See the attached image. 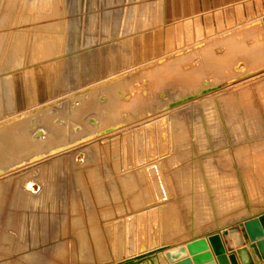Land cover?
<instances>
[{
	"label": "rangeland",
	"instance_id": "374dc122",
	"mask_svg": "<svg viewBox=\"0 0 264 264\" xmlns=\"http://www.w3.org/2000/svg\"><path fill=\"white\" fill-rule=\"evenodd\" d=\"M7 1L0 0V104L6 105L0 106V118L121 73L131 76L132 101L148 103L153 110L141 109L127 126L134 127L161 113L157 106L162 91L181 96L202 87L206 77L211 83H222L212 95L173 112L178 158L176 163L168 161L172 184L168 202L172 207H168L176 213L162 228L153 224L151 235L141 234V241L153 235L179 237L180 241L227 223L233 225L264 209L262 14L205 32L198 31L195 16L181 19V5L192 0H48L49 4L43 0L45 5L41 0H12L13 6L10 0L7 6ZM187 11L193 15L190 7ZM148 29L153 30L151 38ZM46 34L55 36L51 47L38 57H64L60 59L65 70L59 65L54 69L55 82L42 94L27 93L22 78L16 80L17 92L10 93L7 77L34 63L33 49ZM132 35L131 45L126 47L124 41ZM19 54L21 61L17 60ZM238 61L257 72L242 80L234 69ZM24 76L28 74L24 72ZM235 76L237 83L228 84ZM150 126L151 150L166 146L157 135V129L161 133L164 126ZM19 214L16 212V225ZM2 220L5 222V216ZM4 225H0L1 231Z\"/></svg>",
	"mask_w": 264,
	"mask_h": 264
},
{
	"label": "bare ground",
	"instance_id": "6f19581e",
	"mask_svg": "<svg viewBox=\"0 0 264 264\" xmlns=\"http://www.w3.org/2000/svg\"><path fill=\"white\" fill-rule=\"evenodd\" d=\"M259 22L264 31V17ZM146 31L151 38L153 30ZM52 37L38 39L42 44L33 49L34 63L24 71L28 76L16 69L7 77L10 93L19 89V78L29 94L52 88L54 69L59 65L65 70L60 59L64 57H38L51 47ZM133 38L125 39L126 47ZM234 69L242 80L257 72L243 61ZM238 76L227 83H237ZM129 77L114 74L0 118V225L5 223L4 230L0 228V264H172L167 251L187 245L189 241L175 244L163 235L141 241V234L149 235L153 224L162 228L176 213L169 204L172 184L167 167L178 158L173 112L212 95L222 83L206 77L202 87L181 96L162 91L157 106L161 113L127 127L141 109L153 111L148 103L132 101ZM152 123L164 126L157 135L167 143L155 151ZM222 230L233 245L239 244L237 227L217 232ZM238 252L249 260L244 247Z\"/></svg>",
	"mask_w": 264,
	"mask_h": 264
},
{
	"label": "crops",
	"instance_id": "0c3cea01",
	"mask_svg": "<svg viewBox=\"0 0 264 264\" xmlns=\"http://www.w3.org/2000/svg\"><path fill=\"white\" fill-rule=\"evenodd\" d=\"M189 7L192 9L193 15H190V13H188L187 8ZM181 10H182L181 19L183 21H186L192 18V16H195L194 24H196L198 31L202 30L206 32L207 30H210L212 28H220L221 26L228 25L234 22H238L239 20H242L244 18L257 16L258 14H262L260 18L264 17V0H192L191 2H189L188 5L182 4ZM185 30L186 29H184V27L181 29L182 32H184ZM262 212H264V209H262L261 211L257 213L243 216L239 219L238 222L230 226L227 225L228 224L227 223L219 227L208 229L207 231L203 233L189 236L180 241H177L179 237L174 238L172 240L174 242H177L175 244H178V243L183 244V242L185 241L188 242V241L194 240L199 237L207 236L208 234H211L213 232H217L226 226H229V228L237 227L239 230V234H240L238 245H233L230 242L226 231L224 230L221 231L224 237V242L227 247L228 253L236 252L238 256L239 264H260L258 263V260H260L259 255L255 253L248 246V242L245 238L244 231L240 227V222L246 220L249 217L257 216ZM239 247H244L246 249L249 262L245 261L243 256L238 252ZM210 249L212 250L214 254L215 260L217 261L218 264H220V262L218 261V255L216 254L212 244H210Z\"/></svg>",
	"mask_w": 264,
	"mask_h": 264
},
{
	"label": "water",
	"instance_id": "95a60500",
	"mask_svg": "<svg viewBox=\"0 0 264 264\" xmlns=\"http://www.w3.org/2000/svg\"><path fill=\"white\" fill-rule=\"evenodd\" d=\"M240 227L244 231L248 246L259 255L258 263L264 264V212L240 222ZM210 244L214 247L220 264H239L237 253H228L223 234L220 232L196 238L187 245L173 248L167 251V256L172 264H218Z\"/></svg>",
	"mask_w": 264,
	"mask_h": 264
}]
</instances>
